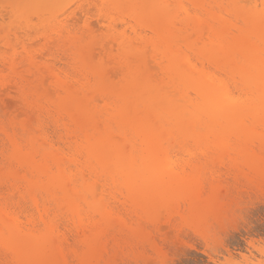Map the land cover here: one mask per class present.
I'll return each instance as SVG.
<instances>
[{
    "label": "bare ground",
    "instance_id": "1",
    "mask_svg": "<svg viewBox=\"0 0 264 264\" xmlns=\"http://www.w3.org/2000/svg\"><path fill=\"white\" fill-rule=\"evenodd\" d=\"M129 1L132 34L122 36V60L84 62L85 78L57 76L54 91L45 82L35 91L33 109L55 113V129L0 125L8 146L0 162V246L20 264H38L44 250L40 227L52 225L44 198L75 206L106 196L179 195L204 211L219 193L211 185L206 194L207 169L214 179L213 168L232 151L258 160L243 148L264 125V0H248L255 3L248 10L241 0ZM257 142L264 149V138Z\"/></svg>",
    "mask_w": 264,
    "mask_h": 264
},
{
    "label": "rangeland",
    "instance_id": "2",
    "mask_svg": "<svg viewBox=\"0 0 264 264\" xmlns=\"http://www.w3.org/2000/svg\"><path fill=\"white\" fill-rule=\"evenodd\" d=\"M241 1L245 10L255 6ZM131 14L129 0H0V125L9 127L17 120L16 130L27 121L41 134L55 129V113L33 109L35 91L44 82V89L54 91L57 76L85 78L91 71H84V62L122 60V36L132 34L125 24ZM27 79L31 85L25 87ZM19 89L26 96L18 97ZM233 136V142H239L236 132ZM257 138H264V125L254 128L250 138L254 143L243 148L258 160L232 151L224 166L213 168L214 179L207 169L206 194L211 185L219 193L213 207L204 211L179 195L150 202L126 194L106 196L75 206L44 198L52 225L40 227L44 228L39 245L44 250L35 262L264 264V149ZM5 144L0 134L1 163L8 150ZM29 210L37 215L33 207ZM79 219L87 226L79 225ZM20 263L0 246V264Z\"/></svg>",
    "mask_w": 264,
    "mask_h": 264
}]
</instances>
